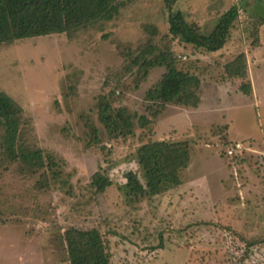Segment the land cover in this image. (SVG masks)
Segmentation results:
<instances>
[{"label": "rangeland", "instance_id": "obj_1", "mask_svg": "<svg viewBox=\"0 0 264 264\" xmlns=\"http://www.w3.org/2000/svg\"><path fill=\"white\" fill-rule=\"evenodd\" d=\"M170 2L120 0L111 21L0 44V91L24 110L22 145L44 154L34 169L0 150V264H69L70 228L98 229L114 264H264V0ZM233 6L239 18L218 52L169 35L171 11L209 33ZM165 50L201 80L198 108L148 99L167 71L144 63ZM242 53L247 79L226 80ZM106 103L134 116V133L107 132ZM157 141L189 143L183 183L134 196L125 177L141 173L137 151ZM97 172L112 181L103 193Z\"/></svg>", "mask_w": 264, "mask_h": 264}, {"label": "trees", "instance_id": "obj_2", "mask_svg": "<svg viewBox=\"0 0 264 264\" xmlns=\"http://www.w3.org/2000/svg\"><path fill=\"white\" fill-rule=\"evenodd\" d=\"M179 0H171L173 6ZM122 4L120 0H0V44H12L31 38L50 35L71 34L86 29L98 21H111L118 16ZM239 18V9L233 6L220 15L214 28L203 33L190 24L182 12H170L169 35L180 39L185 45L214 53L227 44L231 31ZM264 24V18L262 21ZM152 54H156L154 50ZM148 69L165 67L166 73L161 82L147 93L150 101L165 109L167 105H183L198 108L201 104V80L184 70H179L176 60L165 50L157 57L146 61ZM227 79H247L248 65L245 54H240L225 66ZM241 91L251 95L249 81L241 85ZM100 113V120L111 135L134 133V116L125 108H115L106 103ZM24 110L8 94L0 91V150L14 163L24 162L36 169L44 168V154L36 146L26 148L21 143V128ZM142 124L148 121L140 118ZM96 135L95 127H91ZM39 150V151H38ZM141 173L129 172L126 175L127 187L134 196L153 199L182 185V174L191 163L189 143L168 141L150 142L141 146L136 154ZM41 162V165L39 164ZM50 168H58L49 157ZM112 181L101 172L93 176L92 186L99 193L111 186ZM65 243L69 264H114L108 245L98 229L82 230L70 228L65 232Z\"/></svg>", "mask_w": 264, "mask_h": 264}, {"label": "built area", "instance_id": "obj_3", "mask_svg": "<svg viewBox=\"0 0 264 264\" xmlns=\"http://www.w3.org/2000/svg\"><path fill=\"white\" fill-rule=\"evenodd\" d=\"M236 147L239 149L241 147V145H236Z\"/></svg>", "mask_w": 264, "mask_h": 264}]
</instances>
